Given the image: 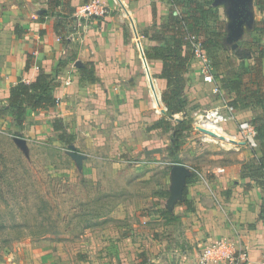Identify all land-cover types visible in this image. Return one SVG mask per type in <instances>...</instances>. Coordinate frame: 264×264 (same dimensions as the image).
Wrapping results in <instances>:
<instances>
[{
  "label": "crops",
  "instance_id": "0c3cea01",
  "mask_svg": "<svg viewBox=\"0 0 264 264\" xmlns=\"http://www.w3.org/2000/svg\"><path fill=\"white\" fill-rule=\"evenodd\" d=\"M85 1L0 0V100L8 103L10 89L19 79L33 81L41 68L52 73V93L59 102L49 109L29 108L26 120L31 128L50 127L58 138L63 131L73 134V143L66 144L88 148L86 153L96 161L87 163L86 169L94 172L96 184L127 177L132 185L141 182L148 196L152 182L163 184L167 190H155L159 192L153 198L160 209L158 226L152 228L151 213L139 208L148 203L144 194L130 195L118 199L131 205L119 206L111 230H85L75 242L70 238L35 241L0 258V264H198L202 249L220 239L247 248L248 261L242 264H264V168L258 163L263 142L253 137L224 147L236 156L235 161L209 156L203 150L209 142L197 131L184 132L188 142L175 154L169 149L176 122L199 106L231 104L236 91L226 80L228 86L224 80L222 84L207 81L201 62L192 54L184 75V94L190 101L186 109L161 116L150 99L153 78L162 92L167 88V80L158 76L163 61L152 50L165 43L162 25L172 13L193 21L202 8L215 12L200 22L202 40L216 36L222 44L226 40L235 47L246 44L252 37L247 31L254 28L253 66L243 79L260 77L264 93V59L262 70L254 66L264 48V0H125L129 18L107 0L105 18L77 20L73 13ZM69 28L78 31L77 39L59 40ZM185 49L191 52L187 45ZM242 102L225 124L238 140L241 122L252 123L264 115L259 94ZM164 117L172 120V127L150 129ZM195 138L200 139V147ZM178 166L183 167L181 174L176 173Z\"/></svg>",
  "mask_w": 264,
  "mask_h": 264
},
{
  "label": "rangeland",
  "instance_id": "374dc122",
  "mask_svg": "<svg viewBox=\"0 0 264 264\" xmlns=\"http://www.w3.org/2000/svg\"><path fill=\"white\" fill-rule=\"evenodd\" d=\"M247 32L252 33V37H248L246 44L238 43L233 47L225 40L212 57L217 83L240 76L248 78L254 61L251 44L255 31L251 27ZM3 104L0 100V107ZM262 109L264 113V107ZM30 123L25 119L22 130L10 112L0 117V258L19 252L21 247L35 241L70 238L75 242L85 230L99 227L111 230V225L117 224L115 215L119 206L131 205L118 203V199H127L130 195L144 194L148 203L139 208L144 206L143 210L151 213L152 228L158 226L160 209L158 199L153 198L155 192L167 190L163 184L158 187L152 182L151 199H147V191L143 193L141 182L132 185L127 177L105 185L96 184L94 172L86 169L87 163L96 160L86 153L85 145L67 146L57 134H51L50 127L36 131ZM185 132L193 135L195 129ZM196 138L194 141L200 147V139ZM177 142L184 146L187 136ZM207 144L209 146L203 150L209 156L237 160L222 145ZM155 174L160 178L161 170Z\"/></svg>",
  "mask_w": 264,
  "mask_h": 264
},
{
  "label": "trees",
  "instance_id": "16d2710c",
  "mask_svg": "<svg viewBox=\"0 0 264 264\" xmlns=\"http://www.w3.org/2000/svg\"><path fill=\"white\" fill-rule=\"evenodd\" d=\"M57 1V0H55ZM199 12V11H198ZM200 17L190 21L188 17L179 14H170L168 20L162 25L161 38L164 39L163 45L153 47L154 55L163 61L162 72L158 75L160 78L167 80V88L163 91V100L168 107L169 114L180 113L186 109L189 104V98L184 94L186 85L185 73L188 71L192 59V53L186 50V45L189 47L187 36L189 34L202 35L200 22L209 20L215 16V12L211 8H202ZM201 37V36H200ZM204 48L212 59L217 48L222 46V42L215 36L210 39L203 40ZM190 48V47H189ZM264 59V48L260 51L258 59L255 62V68L262 70ZM241 77V76H240ZM233 78L226 80L228 84L236 91L237 98L230 103L234 107L242 104L246 97L260 95V102H264V93L261 92V78L253 77L247 82L242 78ZM90 81L94 80L93 75H89ZM227 84V83H226ZM225 80H224V86ZM54 85V75L41 68L35 80L27 82L19 79L10 89L8 103L0 107V117L7 112L14 117L17 125H23L26 119L27 111L32 109H49L58 104L59 100L52 93ZM257 85V86H256ZM228 86V85H226ZM245 93H242V89ZM257 92V93H256ZM262 93V94H261ZM197 108V107H196ZM193 111V110H192ZM191 111V113H192ZM191 113L184 117L180 122H176L174 126L175 137L172 144L169 146L172 154L178 151V140L184 136V132L193 129ZM256 128V138L261 140L264 145V115L255 118L252 121ZM173 122L169 118H161L150 129L170 128ZM59 139L65 143H71L75 137L69 132H61ZM259 168H264V151L263 155L258 159ZM264 176V174H263Z\"/></svg>",
  "mask_w": 264,
  "mask_h": 264
},
{
  "label": "built area",
  "instance_id": "2783aa9c",
  "mask_svg": "<svg viewBox=\"0 0 264 264\" xmlns=\"http://www.w3.org/2000/svg\"><path fill=\"white\" fill-rule=\"evenodd\" d=\"M107 0H86L80 6H77L73 15L77 20L81 19H102L109 14V5ZM112 2L120 8L121 13L126 18H129V8L125 0H112ZM78 31L75 28H69L58 36L59 40L67 39L75 41ZM187 41L190 50L196 58L201 62V72L205 79L209 82H215L213 73V65L210 56L204 48L202 38L197 34H189ZM150 89L151 104L155 112L161 116L169 114L168 107L163 100L162 91L157 86V79L153 78ZM215 92H219V86H215ZM235 107L231 104H226L222 107H197L192 113L193 129L197 131L203 141L214 142L223 147H235L240 140L251 139L256 137L257 131L253 123L245 121L239 124L240 137L239 140L235 134L229 133L225 129L226 122L233 117ZM238 137V136H237ZM197 171L194 168H191ZM264 184V179H263ZM247 248L240 245L237 241L231 239H220L206 245L199 255L198 264H242L248 261Z\"/></svg>",
  "mask_w": 264,
  "mask_h": 264
},
{
  "label": "water",
  "instance_id": "95a60500",
  "mask_svg": "<svg viewBox=\"0 0 264 264\" xmlns=\"http://www.w3.org/2000/svg\"><path fill=\"white\" fill-rule=\"evenodd\" d=\"M182 172H183V167L182 166H178L177 170H176V173H178V174L180 173L181 174Z\"/></svg>",
  "mask_w": 264,
  "mask_h": 264
}]
</instances>
